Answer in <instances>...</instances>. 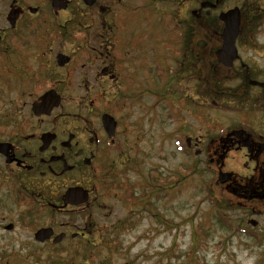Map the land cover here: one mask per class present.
Returning a JSON list of instances; mask_svg holds the SVG:
<instances>
[{"label": "flooded vegetation", "instance_id": "flooded-vegetation-1", "mask_svg": "<svg viewBox=\"0 0 264 264\" xmlns=\"http://www.w3.org/2000/svg\"><path fill=\"white\" fill-rule=\"evenodd\" d=\"M72 1L65 10L50 12V0H0V101L4 103L0 111V143L5 144L0 152V176L13 184L14 195L27 190L31 196H44L49 194L47 188L62 194L69 186L81 185L91 197L104 172H114L117 151L122 154L125 141L119 133L121 122L117 115L120 90L113 86L135 81L145 71L159 82L165 67L172 81L179 68L174 59L178 54L173 52L178 47L172 44L180 25L177 5L174 12L161 17H165L167 31L169 21L172 24L171 36L167 37L172 58L165 64L150 61L147 65L148 60H142L147 57L146 51L140 53L141 58L139 53L133 57L139 47L132 45L143 47L144 35L139 38V33L135 34L131 9L116 16L106 3L110 0L97 1L91 13V29L84 30L83 40L81 33L77 37V29L69 33L70 41L78 39L81 44L71 47V51L53 47L67 41L66 22L75 15ZM163 1L172 5L178 2ZM232 6L239 10L237 57L230 67L223 66L222 94L237 104L251 100L252 107L243 108L240 112L244 116L237 122L190 136L187 147L192 145L198 159L205 154L202 162L210 174L230 173L220 184L238 204L264 203V0H238ZM214 8L192 11L188 25L194 24L193 16L203 14L211 21ZM60 11H66L68 17L53 22ZM119 30H125L127 36L123 45L117 42ZM84 41L88 42L85 46ZM139 50L142 52V48ZM61 54L69 60L63 62ZM186 56L190 58V54ZM187 63L189 68L192 62ZM101 91L102 96H107V106L98 107L95 103ZM46 94L58 101L50 112L44 106L36 107ZM85 98H89L88 106ZM229 103L225 104L227 109L231 107ZM105 113L115 120L110 136L102 123ZM212 126L205 125L204 129ZM7 156L11 161L5 162ZM89 181L92 188L88 187ZM58 196L57 201H48L47 205L55 210L66 209L68 205L64 206ZM70 225L62 222L60 230L66 233Z\"/></svg>", "mask_w": 264, "mask_h": 264}, {"label": "rangeland", "instance_id": "rangeland-1", "mask_svg": "<svg viewBox=\"0 0 264 264\" xmlns=\"http://www.w3.org/2000/svg\"><path fill=\"white\" fill-rule=\"evenodd\" d=\"M151 1L157 9L155 11L159 10L161 13V11L173 10L170 4L165 5V1ZM196 1L198 0H180L178 11L197 8L199 3H195ZM237 1H220L218 5L220 7L217 6L213 13L217 14L225 7L237 4ZM144 2L146 0H110L106 3L115 11L113 14L116 16H123L128 10L130 11L129 8L132 9V27H136L135 34L139 33V38L140 34L146 36L142 44L143 47H148L147 51L144 49L147 57L142 60H148L147 65H149L151 47L157 51H160L159 47H166L162 42L165 43L167 35L164 27L158 25L159 20L154 8H148L146 11L134 10ZM123 3H128L127 5L131 7L124 6ZM72 5L74 6L72 9H81L83 14L91 12L93 8H86L80 0H73ZM112 16L111 20L114 22ZM67 17L66 11H60L53 21L59 22L60 19ZM143 17L147 18L143 19ZM124 32L121 34L125 36ZM194 34L193 31L186 37L188 42L186 47H197V43L195 46L193 41L189 42ZM211 34L212 32L209 33ZM211 41L199 40V46L203 48L196 52L197 60L195 59L189 68L185 66L189 70L178 77L181 90L174 86L170 87L167 82H161L160 87L167 90L162 99L152 92L155 88L154 81L146 71L142 72L140 84L124 85L128 99L124 101L123 109L117 112L121 121L119 133L125 140L123 146L121 143L118 147L122 146V154L119 155L117 151L119 158L114 172L118 179L141 184L149 171L157 168L163 176L176 171L174 176L186 175V180L181 185H175L172 190H168L163 199L148 201L144 205L133 202L136 199L130 191L127 192L129 195L127 197L123 189L118 190L112 185L97 189L95 187L93 190L95 203L90 210L67 206L65 210L54 214L52 210L41 208V212L32 216L36 220L33 223L27 220L25 224L20 223L21 214L40 210L33 207L30 202H14L13 184L0 182V264H59L66 260L70 262V257H73L77 264L78 258H83L82 253L88 259L84 264H264V203L246 201L238 204L234 196L224 191L220 184L214 183L216 179L213 173L196 171L187 175V169L193 166L194 160L203 163L205 154H201L199 159L196 158L192 145L188 149H179L186 136L193 137L204 132L208 133V129L217 130L226 123L237 122L244 116H241L240 111L252 107L251 100L237 104L236 100L228 98L201 96L203 89L206 88L201 85V81L208 80L209 72L212 70L208 65L211 58L209 54ZM69 43L71 41H65L62 45H53V47H67L65 50L71 51V47L76 46ZM145 51L141 52L138 49L134 51L136 53L133 57L135 58L139 53L141 58V54ZM193 52L195 54V51ZM187 84L190 85L188 91ZM139 85L146 90L140 93ZM113 87L117 91L118 88L120 90L124 88L121 83ZM171 88L172 92H169ZM197 89L198 93L199 90L201 92L199 96H196ZM182 91L190 94V97L187 96L188 103L176 99ZM98 95L101 98L95 105L107 106L105 103L107 96H102L101 93ZM85 99L88 106L89 98ZM227 101L230 102L228 105H231L229 109L225 107ZM173 103L181 107L178 112L172 111ZM3 106L1 100L0 111ZM206 124L213 126L205 127V130ZM178 125L180 128H177ZM206 179H211V188L217 195V201L221 204H230L229 208H226V215L234 222L240 221L246 225V232L234 231L233 221H230L229 229L221 228L216 222L211 207V202L216 199L208 198L204 185ZM81 182L84 183L85 180ZM88 187L92 188L90 181ZM132 187L135 189L136 186ZM46 191L49 194L36 197L46 206L48 201L55 202L58 195H61L54 188H47ZM250 218L256 220L254 227L247 224ZM65 220L75 222L80 228L87 226V230L82 232L84 237L71 242L65 239L60 244L52 245L56 251L51 249L49 240L39 243L33 239L32 233L35 227L49 225L60 229L59 224ZM169 221L173 224L168 225ZM8 222L13 223L11 230L4 228ZM119 224L122 227L119 228ZM104 227L118 230L110 232L112 236L119 233L116 237L118 239L109 243V248L100 245L99 234ZM199 227H202L203 231L194 235L192 228ZM72 229L73 227L70 230ZM194 237H197L196 243L193 242ZM87 238L97 247L90 257L83 250L87 246H93L86 241ZM193 249L199 254L197 258L190 252ZM75 253L77 256L72 255ZM58 259L59 263L52 262Z\"/></svg>", "mask_w": 264, "mask_h": 264}, {"label": "trees", "instance_id": "trees-1", "mask_svg": "<svg viewBox=\"0 0 264 264\" xmlns=\"http://www.w3.org/2000/svg\"><path fill=\"white\" fill-rule=\"evenodd\" d=\"M179 8H180V5H179ZM73 12L77 16V18L74 20V22H72V23L69 22L67 24V27L65 30V33L67 35V40L71 39L70 37H68V35L70 32H72L73 29L74 30L77 29L78 31H82V29H83V31L85 29H91V22H92L91 16L82 17L79 15V13L82 11L75 10V9L73 10ZM79 17H81L82 19H78ZM216 18H217L216 16H213V17H211V21H210L209 20L210 18L207 19V17H205L204 15H202L199 18H196L195 16H193L194 24L192 26H189L188 21L192 20V15H191L190 11H188V10H186L184 12L179 11L180 25H179V29L177 31V35H178L179 42H180L179 59H178L180 62H182L186 58H188V57H186V54H188V53L190 54V56L192 58L197 60L196 52L203 48V47L199 46V40L200 39L212 40L211 41V47H210L211 52L209 54H210L211 60L216 62L215 57H214V50L217 47V44L219 42L218 36L214 35V32H213V30H215L214 20L216 21L217 20ZM169 23H170V27L172 28L171 21H169ZM193 31L196 35L194 34L193 37L189 39V42L193 41V44L195 46L197 43V47H186L187 43H188V42H186V37ZM210 32H212L211 35H209ZM82 36H83V33L80 35L81 40H83ZM72 42H74L76 44V46H78L79 43L80 44L82 43V42H79L78 39H73ZM205 45L207 46V44H205ZM193 51H195V54ZM215 64L217 65V62ZM215 64H212L210 66L212 68V70L209 72L208 80H203V82L201 83V85L206 87L203 89V95L220 96L221 92L223 91V89L221 88L220 73L217 71V67L215 66ZM199 84L200 83H198L197 86H199ZM198 94L199 93H198V89H197L196 95L199 96ZM154 171H156V170H154ZM196 171L198 172V169L196 167H194L193 169L187 170V175L190 173L196 172ZM175 172L173 171L172 174L167 175V176H163L157 172L154 173L152 175L150 183H149V190L142 189L137 194L132 189H128L129 186H125L123 188L122 183H117L116 187L118 190L123 189L125 192V196H127V197H129L127 192L130 191L131 193H133V195L137 201L136 202L135 200H133V202L144 205L148 201H151L150 198L151 199L163 198L166 195L167 190H172L171 188L173 186L178 185L180 182L185 181L186 175H179L178 174L177 176H174ZM206 190H207V193H209V195L210 194L213 195V191L210 190L209 186L207 187ZM151 202H153V201H151ZM225 205L229 206L228 204H225ZM211 207H212V212L214 213V218H215L216 222L222 228H230L231 227V225L229 224L230 219L226 215V213L222 210L225 208V206L222 204H219L217 202H213ZM35 213H37V212L36 211L35 212H26L25 214H21L20 215V220H21L20 223L25 224L27 221V218L28 217L31 218L33 216V214H35ZM233 226H234V231L242 230V223L240 221L236 224H233ZM118 227L120 228V227H122V225L119 224ZM115 231H118V230H112L111 228L104 227V229L99 234L100 243H101L100 245L109 248L110 247L109 243L114 239L115 240L118 239L116 237H118L119 233L115 234V236H112L110 233V232H115ZM192 231H193V234L196 235V234H199V232L203 231V228L202 227L192 228ZM86 241L89 244H92L91 242H89V240H86ZM193 242L194 243L197 242V237H194ZM92 245L93 246H87V248L83 249L86 254H89V257L93 253L94 249L97 248L96 245H94V244H92ZM50 247H51V249H53V251H56L53 246L50 245ZM190 252L192 253V255L195 258H197L199 256L198 252L194 249H193V251L191 250ZM72 255H76V253L72 254ZM82 255H83V258H78L77 264H84L85 262H88V259L86 258L85 254L82 253ZM70 259H71L70 262H68L66 260L64 263H59L60 262L59 259L58 260H52V262L53 263H59V264H75L74 258L70 257Z\"/></svg>", "mask_w": 264, "mask_h": 264}, {"label": "water", "instance_id": "water-1", "mask_svg": "<svg viewBox=\"0 0 264 264\" xmlns=\"http://www.w3.org/2000/svg\"><path fill=\"white\" fill-rule=\"evenodd\" d=\"M86 5H91L95 0H82ZM67 4V0H51V5L54 10L65 8ZM201 6H213L212 3L208 1H203L201 3ZM219 19L223 22V29L221 31V44L219 48L216 50V55L218 60L225 64L230 65L232 59L236 56V49H235V38L238 33V26H239V11L236 7L221 11L218 14ZM62 61L65 62L68 60V57L66 55L61 54ZM54 93V92H49ZM58 104V101L55 99L54 96L50 94H46L43 97V100L41 104H39L37 107L44 106L47 108V111L51 109L52 106H55ZM103 125L105 129L108 131V133L111 135L113 134L114 125L115 122L113 121V118L107 114L103 115ZM189 141V138H187V142ZM3 143H0V151L4 150ZM7 161H10L7 157ZM227 174L219 173V180H222V178L226 177ZM64 201L71 203V204H79L87 200L88 194L87 190L83 189L80 186H72L68 187L64 194ZM252 224H254V220H250ZM7 227H11V225H7ZM52 228L51 227H40L38 228L33 236L35 239L39 241H43L44 239L48 238L52 234ZM64 233H58L54 235L52 241L58 242L62 239Z\"/></svg>", "mask_w": 264, "mask_h": 264}]
</instances>
